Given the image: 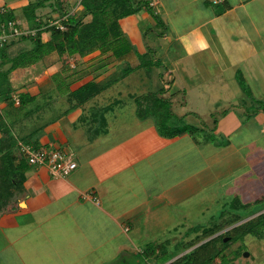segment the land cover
Returning <instances> with one entry per match:
<instances>
[{"label":"rangeland","instance_id":"374dc122","mask_svg":"<svg viewBox=\"0 0 264 264\" xmlns=\"http://www.w3.org/2000/svg\"><path fill=\"white\" fill-rule=\"evenodd\" d=\"M35 1L38 0H0V11L4 9L15 11L17 20L21 22V31L27 33V35H23L26 37H35L37 32L36 25H38V22L29 19L24 12L25 7ZM82 1H65V8L70 17L80 16L85 12ZM179 1L183 4L180 14L185 21H188L183 24L175 23L179 30L190 26L192 22L198 19L205 20L208 16H212L208 13L216 11V14H220L223 10L221 7L214 5L213 0H211L213 5L206 7L208 11L203 9L205 0H189L191 3L188 0ZM166 2L169 3L170 1ZM185 9L193 10L190 14L193 16L188 15L189 13L185 15ZM36 15L39 22L49 24L50 27L60 19L58 10L50 5L38 10ZM91 19V16H87L84 21L89 22ZM129 26V21L123 22L124 28L128 29ZM149 28L150 24L143 23L141 36L142 38L146 37L144 43L146 42L148 46L158 51L157 54L150 53V55L153 56L154 61L161 63V66L143 65L145 60L141 58V55L144 52L140 53L139 50H134L136 45L132 41V43L129 41L131 45L128 48L120 49L126 50L127 53L120 52L119 54H124L119 57H115L114 54L112 56L113 52L108 47L95 49L84 57L64 56L61 58L56 52L51 53L49 58L47 55L38 53L34 57V51L31 56L34 65L45 58L49 59V66L51 62L56 65L59 64L57 66V68L59 67V73L66 72L64 77L69 75V83H73V80L79 82L85 77L83 76L85 74L93 77L95 81L98 80L100 84L110 83L111 86L103 96L99 94V98L96 99L95 97L90 103H85L87 104L85 114L88 116L93 115L96 111L98 112L103 106L111 105L104 115V121L99 125H97V122L100 121H96V126H94V121H89V117L83 118L82 125L92 123L90 124L91 127L93 126L92 135L102 134L99 135V140L94 141L95 149L85 152L87 157L105 151L104 149L114 146L126 137L140 135L144 130L150 131L149 129L156 127L153 119L145 120L144 123L139 119L136 114V100L142 96L157 94L163 88L166 89L167 83L161 81L160 74L163 68H169L170 65L177 64L176 76L178 77L174 87H177V91L183 90L186 94L182 93L180 96L176 95L174 97L170 90L164 97H171L177 103V106H175L177 114L184 115L188 112L198 114V116L196 114L188 116L184 123L201 126L202 120L211 124L213 122L211 115L213 113L217 114L216 116L219 118L218 129L213 133L210 132L216 135L218 139L216 143L202 142L201 146L195 147L191 145L192 137L184 136L181 142L177 143L180 147L176 151H169L172 145L167 148L163 147L162 151L159 152V157L168 155L165 160L158 164L159 167L155 170L159 178L157 182L149 172H146L150 171L148 165L137 170L135 181L131 177V182L141 180L144 185H151V190L158 189L162 191L170 187H179V190L176 189V196L180 197L176 204L169 205L167 203L166 206H161L159 215H152L154 208L153 210H150L152 209L150 208L147 214L136 217L133 222L128 223L129 229L132 230L131 234L128 235L133 237L134 241L124 253L130 258L132 256L134 261L141 258V255H137L142 250L154 249L159 254L163 251L178 253L179 246L196 241L198 236L203 234L204 229L212 228L225 219L234 218V214H237L243 220L231 226V228L223 230L222 235L264 213V54L249 62L250 66L246 64V70L242 66L230 69L228 64L233 60H237V54L229 57L228 53L227 55H220L217 52L213 58L214 60L205 55H202V58L201 56L181 57L183 48L178 49L177 44L172 46L170 40L166 38L167 35H164L165 32H162L163 28L156 25L152 26L155 33L150 31ZM170 32L172 33V30ZM23 36L12 39L8 44L10 57H16L21 51L34 49L35 42H23L21 40ZM158 36H161V38ZM124 37L127 41L126 36ZM50 39L51 34L46 31L43 34V43H47ZM113 57L118 59H112ZM181 58L183 59L180 60ZM242 58H244V55ZM116 61L123 62L122 65L117 64L113 67L117 69L116 71L108 68L110 64ZM255 64L256 69H254ZM100 65L105 67L98 69ZM10 66L11 63L7 62V68ZM129 67L130 70H128ZM219 67L222 71L218 69ZM239 70L242 71L245 78L244 84L249 89L240 86L236 77ZM75 72L79 73L75 75ZM171 74L165 73L166 81H169V75ZM219 74H221L220 77ZM55 82L56 91L54 93L56 94L51 93V99L48 98L51 104L50 101L45 102L44 97L38 99L35 97L36 99H34L32 92L27 93L32 98L30 102L19 109L22 118L24 117L26 120V115L32 116L36 109L43 108L36 116H32L27 121L24 120L25 123L29 124V127L41 128L43 127L42 124L63 115L66 109L61 111L60 99H63V102L66 103L63 106L72 104L68 97L70 91L64 88L65 85L60 75L57 76ZM17 83H15L16 87L12 84V88H15L19 95H22L24 85ZM10 84L11 82L6 80L4 75L0 76V99L3 102H5L3 100L5 95L10 90ZM57 99L58 101H55ZM184 101L187 105L182 107ZM41 103L44 104V107L40 105ZM75 103L77 102L74 101V105ZM68 108L70 106L67 107V110ZM99 113L101 114L98 115L101 116L102 111H99ZM174 122L175 120L172 125L176 123ZM179 125H183V123ZM106 131L108 133L107 137L103 133ZM144 140L146 143L150 141L149 137ZM228 142L229 145H233L235 150L230 149L227 145ZM214 154L216 155L215 164H208L207 158L214 156ZM188 179H192L191 184H187ZM180 181L183 182L184 188L179 185ZM114 187V189L118 188V184H115ZM151 194L154 193L150 192V195H148V193L142 192L139 197L148 199L152 196ZM250 204L253 205L252 208H248ZM125 239V234H120L119 242L121 243ZM119 242H113L112 244H118ZM218 246L222 250V255L213 264H220L223 256L228 258L230 264H261L264 262V229L258 235L250 234L237 241L231 242V238L226 237L218 242ZM246 253L249 255L245 256ZM177 258H174V260ZM113 264H125L121 253L119 259Z\"/></svg>","mask_w":264,"mask_h":264},{"label":"crops","instance_id":"0c3cea01","mask_svg":"<svg viewBox=\"0 0 264 264\" xmlns=\"http://www.w3.org/2000/svg\"><path fill=\"white\" fill-rule=\"evenodd\" d=\"M150 1L166 24V31L162 29V32H165L164 35H167L166 38L170 40L172 46L177 44L178 49L183 48L181 57L201 56L202 58V55H205L214 60L217 52L220 55L228 53L229 57L237 54V60L229 62L228 68L236 69L242 66L246 70V64L250 66L249 62L264 54V0H225L216 5L224 12L208 13L212 16H208L205 20L198 19L180 30L175 23L183 24L188 21H185L180 14L183 4L179 0H169V3L166 2L168 0ZM203 4L204 10L213 5L211 0H205ZM191 12L193 10H184L185 15L186 13L190 15ZM124 21H129L128 29L123 27ZM145 22L150 24V31L155 33L152 26L157 24L145 10H142L139 15H132L120 21L126 39L130 43L133 42L136 45L134 50H139L140 53H146L147 48L150 47L146 42L144 43L146 37L141 36L142 25ZM158 37L161 38V36ZM111 51L113 56L114 51ZM157 53L158 51L155 50V54ZM243 55L244 58H242ZM49 56L47 55L48 58ZM115 57L112 59H118ZM48 60L45 58L36 65L32 57L29 61L25 60L23 65L13 71L9 77L13 86L16 87L15 83L19 82L24 85L22 94L32 92L37 99L44 97L47 102L50 101L48 98L51 97V93L56 94L54 93L55 81L59 75L63 79L64 88L70 92L76 91L93 80V77L86 75L79 82L73 80V83H69V75L64 77L66 72L59 73V67L57 68L59 64L51 62L49 66ZM122 63V61H116L108 68L116 71L117 69L113 67ZM176 65L166 67V72L172 73L171 75L175 78L172 94L180 96L183 90L177 91V87H174L178 77ZM6 68L7 66L3 65L0 67V72H5ZM218 69L221 70L220 67ZM96 82L99 81L96 80ZM107 90L100 96H103ZM10 96L20 95L13 88ZM97 98L99 96H96ZM3 100L5 102L0 99V114L8 122L19 143L15 152L16 165L21 161L27 164L24 146L37 145L38 148H56L73 154L78 167L66 178H55L49 174L46 167L29 166L21 189L14 190L9 198H6V195L3 197L7 202L5 201L6 204L0 207V264H113L119 259L120 253L125 264H135V261L136 264H153L159 253L147 261L143 257L134 261L132 256L130 258L124 253L134 241L133 237L128 235L132 232L128 223L133 222L136 217L147 214L150 208H152L150 210L154 208L152 215H159L161 206H166L167 203L176 204L180 199L176 196V189L179 190V187H170L162 191L151 190V185H144L141 180L134 181L137 170L148 165L150 171L146 172H149L157 182L159 178L155 170L168 155L159 157V152L163 147L172 145L169 151H176L180 147L177 143L181 142L182 137L162 138L155 127L149 129L150 131L144 130L140 135L126 137L114 146L104 149L105 151L87 157L85 152L95 149L94 141L99 140V135L102 134L92 135L93 126H90L92 123L82 125L83 118L89 117V121H94L96 126V121H100L97 125L104 121L107 111H103L101 116L96 113L97 111L88 116L85 114L87 104L85 107L84 104L78 106L71 101L72 104L63 106L66 103L60 99L61 111L66 109V112L55 120L42 124L43 127L35 129L34 126L29 127V124L24 122L25 118H22L19 112L23 106L17 103L13 105L6 98ZM92 100L94 98L87 103ZM40 105L44 107L43 103ZM108 106L101 107L98 112ZM42 109H36L32 116H36ZM32 116L26 115L25 121ZM103 133L107 137V131ZM148 137L150 141L146 143L144 139ZM26 140L32 144H27ZM191 142L192 146H201V143H196L193 138ZM229 147L235 150L232 144ZM215 159L214 154L207 158V163L215 164ZM131 177L134 180L132 182ZM19 180L15 177V184ZM191 181L192 179H188L187 184H191ZM115 184H118L116 189H114ZM179 185L184 188L183 182L180 181ZM142 192L148 195L150 192L154 194L144 199L139 197ZM120 234H125L126 237L121 243L119 242ZM113 242L119 243L112 244ZM139 255H141L140 252L137 256Z\"/></svg>","mask_w":264,"mask_h":264},{"label":"trees","instance_id":"16d2710c","mask_svg":"<svg viewBox=\"0 0 264 264\" xmlns=\"http://www.w3.org/2000/svg\"><path fill=\"white\" fill-rule=\"evenodd\" d=\"M65 1L66 0H38L25 7L24 12L26 16H28L29 19H34L35 22H38V25H36L37 32L35 33V37L23 36L21 40L23 42L34 41L35 47L33 50L21 51L16 57H10L8 44L11 41L6 43L2 48H0V67L3 65L7 66V62H10L11 66L7 68L5 72H0V76L4 75V78L11 82V79H9L11 73L22 66L24 63L23 61H29L33 51L34 57L37 56V53L41 55H50L54 52H56L61 58L64 56L84 57L85 55L93 52L95 49H105L108 47L114 51L115 56H122L126 50L120 49L124 47L128 48L131 44L128 40V42L125 40V35L122 31L120 21L132 15H139L142 10L147 11L155 20L157 26L166 31L165 22L156 12L150 0H83L82 4L85 7V12L80 16L74 15L73 17L68 15V11L65 8ZM47 5H50L51 7L53 6L56 10H58L59 20L62 21L63 25H65V31L57 29L56 26L50 27L49 24H44L38 21L39 19L37 18L36 12ZM222 11L224 12V10ZM87 16L92 17L91 21H84ZM17 19V15L13 10L4 9L0 11V28H2L3 25H7L10 21H16ZM46 31L51 34V39L47 43H43V34ZM147 50L148 51L146 53L141 55V58L145 60L143 65H148L150 67L161 66V63L154 61L152 58L153 56L150 55V53H155V50L150 47H148ZM120 52L124 53L121 55L119 54ZM102 67L105 66L100 65L98 69H103ZM128 70H130V67ZM166 71L167 69L165 67L160 74L161 81L167 83L166 89H161L157 92V94H153L154 96H142L136 100V114L139 119L141 121L153 119L159 135L167 139L191 136L198 144L202 142L216 143L218 140L216 135H213L210 132L213 133L218 129L219 118H217V114L213 113L211 115L213 120L211 124L202 120L201 126L184 123L188 116L195 114L198 116V114L188 112L184 115H179L175 112V106H177V103L173 101V98L171 97H164L167 92L172 90L175 82V78L172 75H169V81L165 80ZM78 73L75 72V75ZM86 75L87 74L83 76ZM236 77L240 86L242 85L241 87H248L244 84L245 78L241 70L238 71ZM110 86V83L103 85L97 83L95 80H91L82 85L76 91L70 92L68 97L70 101L77 102L75 105H82L107 90ZM12 91L13 88L11 83L10 90L7 95H5V98L9 102L11 101L14 105L16 103L14 97L10 96ZM172 96L175 97L176 94H173ZM35 97L36 96H34V99H36ZM31 98L32 97H29L27 94L20 95L19 106H25L28 102H30ZM185 105V101L182 102V106ZM110 107L111 105L101 110L102 114ZM96 113L101 114L99 112ZM174 120L176 122L174 123L177 125H172ZM182 123L183 125H179ZM0 131L2 133V138L0 139V207H3L6 204V198L12 196L14 190L21 189L25 180V173L29 169V166L32 165L28 164V162L26 164L23 161H21L18 165L15 164V152L17 151L16 149L18 148L19 143H17L8 122L5 121L1 114ZM25 142L27 144H32L28 140ZM227 145H229V142ZM31 146L38 148L37 145ZM15 177L20 179L16 184L14 182ZM7 194L9 195L8 197ZM5 195L6 198H3ZM260 201L257 202L259 203ZM252 206L253 205L250 204L248 205V208H252ZM233 216L234 218L225 219L212 228L204 229L203 234L198 236L196 241L184 243L179 246V249L177 248L178 253H172V251H170V254L168 251H163V253L155 257L158 252L154 249H149L144 251L142 250L140 253L141 257L146 259V261L149 258L155 257L153 264H213L215 260L222 255V250H220L218 242H221L226 237H230L231 242L237 241L238 239L250 234L258 235L264 229L263 213L240 226L230 229L225 235H222L221 232L223 230L231 228V226H234L243 220L237 214H234ZM181 254L183 255L179 257L178 255ZM176 257L178 258L174 260ZM220 264H230V262L227 257L223 256Z\"/></svg>","mask_w":264,"mask_h":264},{"label":"built area","instance_id":"2783aa9c","mask_svg":"<svg viewBox=\"0 0 264 264\" xmlns=\"http://www.w3.org/2000/svg\"><path fill=\"white\" fill-rule=\"evenodd\" d=\"M224 1L225 0H213V4L218 5ZM52 26H56L57 29L61 31L66 30L61 20L55 21ZM23 35H27V33L21 31V22L18 20L10 21L7 25H3L2 28H0V48L9 41H12V39ZM14 100L17 104H20L19 96H14ZM23 149L28 164L35 167H46L49 174L55 178H66L78 167L73 154L67 153L61 149L48 147L35 148L32 146H24Z\"/></svg>","mask_w":264,"mask_h":264},{"label":"water","instance_id":"95a60500","mask_svg":"<svg viewBox=\"0 0 264 264\" xmlns=\"http://www.w3.org/2000/svg\"><path fill=\"white\" fill-rule=\"evenodd\" d=\"M248 255H249L248 253L245 254V256H248Z\"/></svg>","mask_w":264,"mask_h":264}]
</instances>
